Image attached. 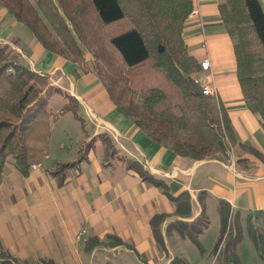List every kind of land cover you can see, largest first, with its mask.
<instances>
[{"label":"crops","instance_id":"crops-1","mask_svg":"<svg viewBox=\"0 0 264 264\" xmlns=\"http://www.w3.org/2000/svg\"><path fill=\"white\" fill-rule=\"evenodd\" d=\"M259 1L264 11V0ZM222 2L193 0L198 14L182 30L187 52L197 61L205 54L210 58L209 68L199 75L215 88L211 102L227 115L237 142L224 153L202 159L179 155L148 137L111 101L92 68L83 72L70 57L45 49L0 5V43L8 44L25 67L47 73L50 84L61 91L48 97L50 141L43 161L26 176L20 175L11 157L4 164L1 251L18 262L169 264L179 258L183 264H213L221 234L218 204L225 202L231 209L230 223L236 219L242 236L235 246L224 245L218 264H264L249 234V227H255L250 218L264 213V163L239 146L264 155V129L245 104L233 42L219 15ZM65 94L73 99L71 105L83 124L72 110H64L69 103ZM100 135L108 136L118 155L138 161L162 179L177 198L171 200L162 189L142 180L124 161L106 156ZM91 139L87 158L58 186L45 169L75 159ZM184 191L187 197L182 196ZM202 207L207 223L196 236L198 247L175 223H191ZM156 213L165 215L160 223L165 250L158 248L150 227ZM82 226L87 227L86 239L78 237ZM96 237L98 242L93 241Z\"/></svg>","mask_w":264,"mask_h":264},{"label":"trees","instance_id":"trees-1","mask_svg":"<svg viewBox=\"0 0 264 264\" xmlns=\"http://www.w3.org/2000/svg\"><path fill=\"white\" fill-rule=\"evenodd\" d=\"M0 5L24 23L45 49L70 57L83 72L92 68L111 101L152 140L192 159L214 157L237 144L223 109L216 110L211 97L204 95L194 80L201 66L187 52L182 38L193 0H0ZM218 9L233 42L236 74L245 104L259 116L264 129L261 3L224 0ZM86 54L92 60L91 67ZM54 92L61 93L50 85L47 73L25 67L8 44L0 43V183L7 158L14 159L20 175L26 176L31 166L40 164L48 154L51 114L47 104ZM66 97L73 100L69 95ZM64 110H72L83 124L74 106L68 103ZM99 138L106 156L118 154L108 136ZM92 144L93 139L79 149L75 159L55 162L53 168L45 171L62 186L70 170L79 168L80 162L87 158ZM239 146L264 163V155L257 149ZM117 158L142 180L162 189L168 198H177L169 193L162 179L148 172L141 163L120 155ZM181 194L188 196L186 191ZM218 211L221 233L228 230L230 237V205L220 202ZM164 218V214L156 213L150 220L160 250H165L160 230ZM206 223L202 207V213L194 221L175 225L200 247L196 236ZM249 234L264 260L263 237L256 235L251 227ZM241 236L235 219L234 233L227 244L235 246ZM93 241L98 242V238ZM6 262L9 260H0V264ZM38 264H52V261L42 260ZM169 264L183 263L175 258ZM213 264H218L217 257Z\"/></svg>","mask_w":264,"mask_h":264},{"label":"rangeland","instance_id":"rangeland-1","mask_svg":"<svg viewBox=\"0 0 264 264\" xmlns=\"http://www.w3.org/2000/svg\"><path fill=\"white\" fill-rule=\"evenodd\" d=\"M190 13H191V11H190ZM189 13V14H190ZM189 14H188V16H187V19H186V21H189V20H192V19H189ZM185 21V22H186ZM185 24V23H184ZM15 54V53H14ZM16 55V54H15ZM64 56V55H63ZM18 57V56H17ZM87 57H90V55L89 54H86V60H87V63H92V60H91V58H87ZM18 59H19V57H18ZM49 83H51L50 82V76H49ZM51 85V84H50ZM68 101H69V103H70V105H71V100H69L68 99ZM48 107V106H47ZM219 154V153H218ZM217 155V154H216ZM115 157H118L119 155L117 154V155H114ZM206 157H210V156H206ZM205 157V158H206ZM37 165V164H36ZM35 165H32L31 167H34ZM235 221V220H234ZM233 224H234V222H233ZM232 223L229 225V229H230V231H231V233H230V237H232L233 236V233H234V225H233ZM250 225H254L255 227L254 228H252L253 230H255V232H256V235H261V237H263V235H264V213H259L258 214V216H253V217H251L250 218ZM82 227H84V226H82ZM86 227V226H85ZM228 230L227 231H225V232H222L221 234H220V236H219V239H218V241H217V243H216V249H215V252H214V257H221V254H222V251H223V248H224V245H226V243H227V240H228V238H230L229 237V235H228ZM221 244V245H220ZM220 245V246H219ZM218 248H219V250H218ZM263 252H264V250H263ZM0 259H7V260H9V262H11V264H38L39 263V261H37V262H34V261H29V263H23V262H18V261H16V259H14L11 255H9L8 253H6V251H1L0 250ZM43 261H45V260H43ZM262 261H263V263H264V260L262 259ZM41 262V261H40ZM53 264V263H52Z\"/></svg>","mask_w":264,"mask_h":264},{"label":"built area","instance_id":"built-area-1","mask_svg":"<svg viewBox=\"0 0 264 264\" xmlns=\"http://www.w3.org/2000/svg\"><path fill=\"white\" fill-rule=\"evenodd\" d=\"M197 14H198V11L195 8H192L191 13L189 14V19H194ZM204 46H205V44H204ZM199 63L201 66V70H207L210 66L209 56L207 54L203 55V57L199 60ZM194 80L196 83H198L200 85L201 90H202L204 95H207L210 97L215 96L216 90L213 87V85L209 82L204 81L201 78V76L199 75V73L194 75ZM78 237H80L82 239L87 238V227L84 226L80 229ZM218 250H219V248H218Z\"/></svg>","mask_w":264,"mask_h":264}]
</instances>
